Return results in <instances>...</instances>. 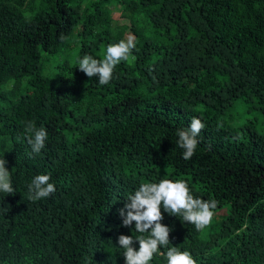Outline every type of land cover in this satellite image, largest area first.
I'll return each instance as SVG.
<instances>
[{
    "label": "trees",
    "instance_id": "16d2710c",
    "mask_svg": "<svg viewBox=\"0 0 264 264\" xmlns=\"http://www.w3.org/2000/svg\"><path fill=\"white\" fill-rule=\"evenodd\" d=\"M109 4L126 19L115 29ZM127 34L135 59L109 84L76 68ZM193 117L205 128L184 160L177 131ZM29 121L48 132L39 154ZM0 157L15 189L0 192V264H125L117 238L140 234L118 209L162 179L218 202L201 231L161 209L168 247L196 264H264V0H0ZM49 173L55 193L29 200Z\"/></svg>",
    "mask_w": 264,
    "mask_h": 264
},
{
    "label": "clouds",
    "instance_id": "9594fccd",
    "mask_svg": "<svg viewBox=\"0 0 264 264\" xmlns=\"http://www.w3.org/2000/svg\"><path fill=\"white\" fill-rule=\"evenodd\" d=\"M136 47V37L129 34L127 39L109 44L103 59H96L85 54L77 59V67L88 78L98 77L100 85H107L113 79L117 65L122 61L134 60L132 55ZM205 124L200 118L193 117L187 128L177 131L178 147L183 149L182 158L190 159L200 143L198 137ZM25 139L31 146L32 153L39 154L48 139L47 129L37 127L29 121L24 129ZM7 160L0 157V192L12 195L15 191L11 181V172L6 167ZM51 174H38L28 185V199L38 201L55 193L56 187L50 182ZM218 202L213 198L204 200L194 197L185 180L162 179L158 183L148 182L139 185L134 194L130 195L123 208L118 209L124 227L134 229L140 235H119L117 243L124 249L125 264H150L154 255L166 257L167 264H196L192 254L181 251L176 246L168 247L172 228L163 224L164 216L161 209L172 216L182 217L184 222L194 225L197 231L209 226L215 216ZM147 234V235H145ZM139 244L138 250L133 246ZM166 247V252L160 249Z\"/></svg>",
    "mask_w": 264,
    "mask_h": 264
},
{
    "label": "rangeland",
    "instance_id": "374dc122",
    "mask_svg": "<svg viewBox=\"0 0 264 264\" xmlns=\"http://www.w3.org/2000/svg\"><path fill=\"white\" fill-rule=\"evenodd\" d=\"M109 9V18H110V25L111 28L115 29L119 24L125 23L126 19L121 17L119 15V11L116 5L114 4H109L108 7ZM128 36V34H127ZM75 40V35L72 33L71 36L67 39V41L69 43L74 42ZM67 42V43H68ZM68 43V46H70V44ZM244 104H237L235 105L233 108H231V113L234 116V124H239L241 122H243V120H245L247 118V116L249 115L247 110L245 109V107L243 106Z\"/></svg>",
    "mask_w": 264,
    "mask_h": 264
}]
</instances>
